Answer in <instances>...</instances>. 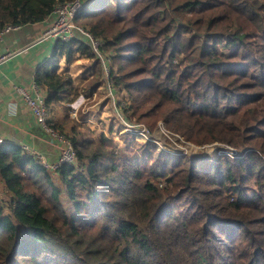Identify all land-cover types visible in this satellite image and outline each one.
Wrapping results in <instances>:
<instances>
[{
    "label": "trees",
    "instance_id": "obj_1",
    "mask_svg": "<svg viewBox=\"0 0 264 264\" xmlns=\"http://www.w3.org/2000/svg\"><path fill=\"white\" fill-rule=\"evenodd\" d=\"M67 1L0 0V30ZM75 23L99 42L125 120L245 153L172 156L71 128L78 163L51 172L0 145V264H264V0H89ZM59 57L91 62L90 92L104 84L85 38L55 42L34 79L50 112L77 95Z\"/></svg>",
    "mask_w": 264,
    "mask_h": 264
},
{
    "label": "crops",
    "instance_id": "obj_2",
    "mask_svg": "<svg viewBox=\"0 0 264 264\" xmlns=\"http://www.w3.org/2000/svg\"><path fill=\"white\" fill-rule=\"evenodd\" d=\"M48 23L49 21H43L14 26L12 30L0 36V55L10 54L0 65V137L6 146H27L52 162L58 157L61 143L38 125L22 96L15 89L21 87L30 95H35L30 87L35 74L54 57V44L51 40L37 41ZM90 65L91 62L88 64L86 58L78 57L72 63L66 64L64 59L59 57L57 73L68 74L74 84L86 82ZM39 94L45 100V90L39 88ZM51 113L53 125L61 129L65 113L57 105L51 109ZM8 195L0 181V200L8 199Z\"/></svg>",
    "mask_w": 264,
    "mask_h": 264
},
{
    "label": "rangeland",
    "instance_id": "obj_3",
    "mask_svg": "<svg viewBox=\"0 0 264 264\" xmlns=\"http://www.w3.org/2000/svg\"><path fill=\"white\" fill-rule=\"evenodd\" d=\"M88 64H90V61H88ZM91 69L86 82L74 84V87L77 88V95L74 100L71 103L65 102V106L61 107L63 113L67 112V119L64 121L62 130H56L62 136H68L69 138H66L69 141L71 137L70 129L73 128L74 131L72 133L76 135L77 139L87 138L88 140H96L103 134L106 138L112 140L118 148H122L125 144L123 136L131 135L135 137L137 142H152L159 150L172 156H182L185 154L197 156L201 152H204L202 154L215 153L213 146L198 147L187 142L180 135L169 132L166 128L164 129L162 122L158 121L152 128L146 123L125 120L120 108L126 106L127 103L124 102V98L122 97L124 95L118 87L114 86L115 91L112 99L107 94L104 77V84L94 89L93 92H90V78L94 70ZM91 81L99 84L100 78L98 79L94 75ZM161 124L163 125L162 127ZM145 137L149 139L146 140Z\"/></svg>",
    "mask_w": 264,
    "mask_h": 264
},
{
    "label": "built area",
    "instance_id": "obj_4",
    "mask_svg": "<svg viewBox=\"0 0 264 264\" xmlns=\"http://www.w3.org/2000/svg\"><path fill=\"white\" fill-rule=\"evenodd\" d=\"M88 1L89 0H71L59 4L52 12L54 17L50 19L46 29L41 34V36H39L37 41L51 40L53 44L57 41L68 42L72 38H74L76 34H79V36L85 38L90 48L101 63L102 71L107 86V94L113 99V93L115 90L111 80L109 79V67L107 64V60L104 58L103 54L98 50V47L100 45L99 42L94 39V37L82 26L77 25L75 23V19L81 13ZM13 28L14 26H6L2 28V30L0 31V36L4 33L9 32ZM9 55L10 54L0 55V65L9 57ZM30 87L35 93L34 96L30 95V93L24 88L16 87L15 89L16 92L20 94V96H22L25 105L33 114L38 125L43 130H45L52 138H55V140L61 143V146L59 149L58 157L52 162L47 161L43 155L37 153L35 150L27 146H22L21 149L28 155L33 156L39 164H41L45 169L51 172H55L63 165H77V153L71 141H69L66 137L58 133L57 130L54 128V125L50 118L51 112L47 107L45 100L39 94L38 86L35 84V82H32ZM162 126L163 125L161 124V127ZM145 138L146 140L149 139L148 137ZM0 145H4V140L2 137H0ZM213 147L215 148L216 154L227 156L230 159L241 158L245 153V151L237 152L235 149H232L231 147L222 144H217Z\"/></svg>",
    "mask_w": 264,
    "mask_h": 264
}]
</instances>
